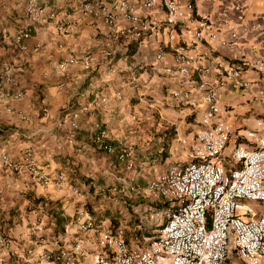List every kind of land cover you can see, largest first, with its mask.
Wrapping results in <instances>:
<instances>
[{"label":"crops","instance_id":"crops-1","mask_svg":"<svg viewBox=\"0 0 264 264\" xmlns=\"http://www.w3.org/2000/svg\"><path fill=\"white\" fill-rule=\"evenodd\" d=\"M82 1L40 0L38 21L17 44L15 36L30 23L27 0H0V91L7 93L0 98V166L3 154L18 161L29 151L39 164L48 165L52 177L65 178L61 186L44 185L25 170L2 169L0 264H38L44 254L53 260L62 253L71 259L67 264H92L100 251L98 231L123 227L122 197L139 199L128 185L142 189L169 165L187 162L189 146L180 141H191L207 108L197 85L201 80L217 84L231 64L243 67V73L240 87L228 85L219 100V117L232 126L225 156L236 143H254L245 137L247 131L260 132L256 121L264 119V28H250L264 19V0H239L242 21L233 0H180L192 1L210 25L200 45L190 50L195 62L187 76L163 70L177 67L175 49L189 35L166 27L161 6L148 10L142 0H130L151 25L142 30L118 15L107 24L84 12ZM232 31L237 38H231ZM86 55L94 57L92 67L80 62L59 66L64 59ZM204 65L210 71L201 79L197 67ZM5 69L12 73L11 83L4 80ZM17 91L20 96L14 95ZM97 125L106 129L109 143L131 149L133 169L94 144ZM38 197L45 202L34 204ZM249 204L259 210L258 203ZM79 211L94 218V230L78 228ZM56 217L65 221L61 229H55ZM77 242L86 255L77 252ZM59 263L66 264V258Z\"/></svg>","mask_w":264,"mask_h":264},{"label":"built area","instance_id":"built-area-1","mask_svg":"<svg viewBox=\"0 0 264 264\" xmlns=\"http://www.w3.org/2000/svg\"><path fill=\"white\" fill-rule=\"evenodd\" d=\"M233 1L237 19L242 21V4L239 0ZM142 5L148 10L161 6L166 27L172 31L182 28L189 35L187 43L175 49L177 67L163 69L168 73L189 75L195 62L190 50L200 45L204 32L210 28L207 17L196 13L192 1L183 4L180 0H142ZM79 6L110 25L118 15L142 30L151 26L146 17L137 15L130 0H84ZM40 12V0H27L25 13L30 23L15 36L17 44L30 36L31 26L38 21ZM48 15L52 17L53 13ZM262 27L264 19L261 24L252 25L250 30L260 31ZM237 36V32L232 31L231 38ZM210 37L215 38L216 34L210 32ZM161 56L162 53H158L156 58ZM78 62L92 67L95 61L91 55L69 57L59 66L63 68ZM197 71L202 79L210 67L199 66ZM242 73L243 67L231 64L217 84L203 80L198 83L207 108L200 120L202 127L191 141H180L189 146L186 163L169 165L150 178L142 189L128 185L139 199L148 201L137 205V211L145 213L144 216L139 213V218H146L153 234L138 247L128 242L123 227L100 229L97 238L100 251L94 255L92 264H264V119L256 121L259 134L254 131L245 134L248 140H255L253 144L236 143L230 155L225 156L232 126L219 117L220 97L228 85L231 89L240 87ZM3 76L6 82L13 81L10 69H5ZM5 95L6 92L0 91V98ZM14 95L20 96L21 92ZM97 127L100 129L93 139L94 144L106 153L116 155L118 161L125 162L127 170L133 169L131 149L112 145L106 140V129ZM22 157V160L13 161L3 154L0 173L4 167L11 172L25 170L37 183L64 184L62 174L52 177L46 171L48 165L39 164L29 151ZM130 181L132 183L133 178ZM249 202L258 203L259 210L256 211ZM75 220L81 231L96 228L94 218L83 211L77 213ZM75 249L82 256L87 253L80 242L75 244ZM61 257L66 258V264L71 260L63 253L53 260L49 254H44L42 263L38 264H60Z\"/></svg>","mask_w":264,"mask_h":264},{"label":"rangeland","instance_id":"rangeland-1","mask_svg":"<svg viewBox=\"0 0 264 264\" xmlns=\"http://www.w3.org/2000/svg\"><path fill=\"white\" fill-rule=\"evenodd\" d=\"M122 198L116 199L117 202H120L121 199L122 201L124 200V203H119V206H121L123 210L122 214L119 215L121 218L120 224L126 231V238L128 242L132 246L142 247L144 244V240L147 237L151 236L153 233L151 226H148L146 218H142L140 220L139 213H141L143 216L145 215V213H143L141 210L137 211V205L148 203V201L142 199H132L133 201H127L126 198ZM108 210H110L108 211L110 214L113 212V210L110 208Z\"/></svg>","mask_w":264,"mask_h":264},{"label":"trees","instance_id":"trees-1","mask_svg":"<svg viewBox=\"0 0 264 264\" xmlns=\"http://www.w3.org/2000/svg\"><path fill=\"white\" fill-rule=\"evenodd\" d=\"M136 42V41H135ZM131 52H135V49H133ZM164 156H165V154H164ZM45 202V200H44V198H42V197H38V198H35L34 200H33V203L34 204H43ZM57 218V217H56ZM64 223L65 221H63V219H59V218H57V226H56V228L55 229H61L62 228V224L61 223Z\"/></svg>","mask_w":264,"mask_h":264}]
</instances>
